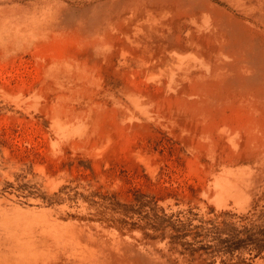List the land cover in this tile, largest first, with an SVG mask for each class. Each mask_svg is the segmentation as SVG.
Listing matches in <instances>:
<instances>
[{
  "label": "rangeland",
  "instance_id": "obj_1",
  "mask_svg": "<svg viewBox=\"0 0 264 264\" xmlns=\"http://www.w3.org/2000/svg\"><path fill=\"white\" fill-rule=\"evenodd\" d=\"M0 264H264V0H0Z\"/></svg>",
  "mask_w": 264,
  "mask_h": 264
}]
</instances>
